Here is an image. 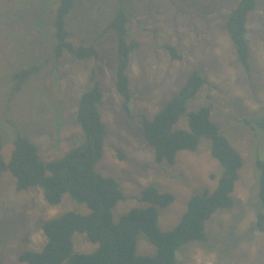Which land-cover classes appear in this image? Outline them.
I'll return each mask as SVG.
<instances>
[{
  "label": "rangeland",
  "instance_id": "rangeland-1",
  "mask_svg": "<svg viewBox=\"0 0 264 264\" xmlns=\"http://www.w3.org/2000/svg\"><path fill=\"white\" fill-rule=\"evenodd\" d=\"M121 0H75L68 15L70 39L94 45L97 56L77 59L66 52L53 57L54 19L59 0H0V141L9 161L16 134L31 139L48 161L65 155L84 140L76 121L79 97L98 81L106 125L103 156L96 171L115 178L125 194L113 209L114 221L133 207L144 206V187L155 184L174 194L172 203L159 207V226L175 227L194 194L212 193L222 165L211 154V141L202 137L195 151L180 150L176 162L158 163L143 131V116L153 119L186 83L194 70L207 78L187 102L175 125L188 128L189 113L212 106L211 117L240 151L243 165L233 192L234 205L218 208L206 229L205 240H191L176 252L178 264H264V231L256 227L264 202L258 193L256 159L264 160V0L250 13V65L240 63L225 22L239 0H126L131 13L129 39L138 47L128 66L131 114L117 90V39L108 23ZM168 46L181 55L174 58ZM42 65L20 90L11 95L16 70ZM121 152L124 157H121ZM66 211L83 214L90 209L66 193L50 204L39 187L17 188L15 177L0 174V264H27L19 260L24 250L42 249L46 236L42 224ZM75 249L88 253L97 244L85 233L74 235ZM156 247L142 234L137 252L152 255ZM66 264V263H64Z\"/></svg>",
  "mask_w": 264,
  "mask_h": 264
},
{
  "label": "trees",
  "instance_id": "trees-1",
  "mask_svg": "<svg viewBox=\"0 0 264 264\" xmlns=\"http://www.w3.org/2000/svg\"><path fill=\"white\" fill-rule=\"evenodd\" d=\"M124 1H120L106 29L116 35L118 64L115 86L125 98L123 106L126 112L131 114L129 101L132 92L127 70L130 55L138 47V42L129 39L131 13ZM74 5L75 0H59L54 19L55 59L66 52L80 60L98 54L94 45H76L70 39L67 19ZM256 5L257 0H239L225 22L238 59L248 72L251 71L248 21ZM168 49L174 58L181 57L175 46H168ZM41 67L35 63L13 72L12 78L17 82L11 95L20 90ZM206 82V76L194 70L179 92L153 119L142 117L144 136L154 148L156 162L174 164L180 150L195 151L201 138L206 137L211 141L212 156L219 160L223 168L216 189L211 194L206 191L192 195L179 223L167 231L159 226V207L172 203L175 196L161 191L155 184L143 188L140 200L144 206L133 207L114 221L113 209L125 198V194L115 178L96 171L107 135L100 112L104 94L98 81L93 80L94 84L82 92L78 101L76 121L83 129L84 140L65 155L46 161L31 139L17 133L11 157L6 162L0 141V174L8 170L15 177L19 190L39 187L50 204L60 203L64 194L68 193L73 200L85 203L90 209L87 214L66 211L44 222L42 229L46 243L39 251L24 250L19 254V260L27 264H178V249L191 240L207 239V221L218 208L234 205L233 192L240 177L243 157L220 125L212 120L211 105L189 113L188 128L175 126L185 115L188 100L195 97ZM258 123L264 126V119ZM119 154L124 157L121 152ZM256 166L258 193L264 202V160L257 158ZM256 227L264 231L263 211L257 213ZM76 232L85 233L90 241L97 244L96 249L88 253L76 251ZM142 234L156 247L154 254L141 255L137 252Z\"/></svg>",
  "mask_w": 264,
  "mask_h": 264
}]
</instances>
